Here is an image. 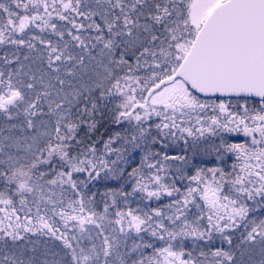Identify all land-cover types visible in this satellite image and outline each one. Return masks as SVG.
I'll return each instance as SVG.
<instances>
[{"label": "snow or ice", "instance_id": "obj_1", "mask_svg": "<svg viewBox=\"0 0 264 264\" xmlns=\"http://www.w3.org/2000/svg\"><path fill=\"white\" fill-rule=\"evenodd\" d=\"M0 264H264V0H0Z\"/></svg>", "mask_w": 264, "mask_h": 264}]
</instances>
